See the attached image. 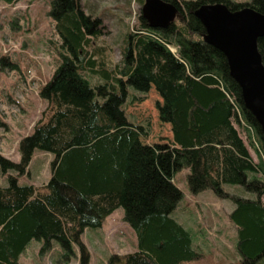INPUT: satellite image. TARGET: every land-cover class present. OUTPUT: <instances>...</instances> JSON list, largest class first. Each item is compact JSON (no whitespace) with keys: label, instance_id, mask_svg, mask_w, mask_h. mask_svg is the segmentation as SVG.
<instances>
[{"label":"trees","instance_id":"16d2710c","mask_svg":"<svg viewBox=\"0 0 264 264\" xmlns=\"http://www.w3.org/2000/svg\"><path fill=\"white\" fill-rule=\"evenodd\" d=\"M166 1L178 9L175 21L153 28L141 13L139 25L126 35L122 61L109 69L89 49L92 39L104 33L103 18L89 13L83 0H51L61 62L40 89L47 108L33 133L21 140L20 162L0 154L9 181L7 186L0 183V264H19L34 239L41 242L42 254L57 241L65 261L77 246L79 264H90L85 230L102 228L121 207L137 234L138 248L112 254L107 264L200 259L190 230L175 215L185 196L174 178L184 168L190 169L187 181L193 194L210 190L234 202L230 220L237 228L238 264H264V131L245 108L226 56L205 41L206 29L195 15L201 5L219 2L232 10L250 6L264 13V0ZM259 49L264 61V37ZM0 64L4 70L19 68L9 56ZM92 76L100 81L93 83ZM152 89L162 99L159 117L170 125L172 137L144 143L150 124L131 122L125 104L130 96L146 100ZM237 124L257 145L258 161ZM36 149L55 156L46 192L19 182ZM224 184L247 192H227Z\"/></svg>","mask_w":264,"mask_h":264},{"label":"rangeland","instance_id":"374dc122","mask_svg":"<svg viewBox=\"0 0 264 264\" xmlns=\"http://www.w3.org/2000/svg\"><path fill=\"white\" fill-rule=\"evenodd\" d=\"M231 1L247 3L252 0ZM83 2L89 13L103 18L105 26L104 33L92 39L89 49L97 60L113 69L122 61L126 35L139 25L145 0ZM51 7V0H20L14 5L0 3V59L9 56L19 65L18 69L10 71L4 70L0 64V154L14 162L21 160V140L33 133L47 108L40 89L51 79L61 62L62 41L49 14ZM91 79L93 83L100 81L97 76ZM131 94L141 96L134 90ZM161 100L152 89L146 100H134L130 96L125 104L131 122L150 124L151 135L142 138L144 143L162 141L171 136L170 127L164 125L159 117L157 105ZM236 126L253 159L258 161V147L251 144L249 132L239 124ZM54 158L53 153L36 149L28 172L19 177V182L33 184L40 192H46ZM189 172L188 168L182 169L174 181L185 193L182 208L187 207L194 212V217L198 215L200 229L208 234L209 252H202L200 259L180 264H238L240 255L234 242L237 229L230 220L234 202L221 199L210 190L193 194L187 181ZM0 183L3 186L9 183L8 175L3 174L1 167ZM223 187L230 193L242 195L247 192L239 185L224 184ZM124 216V208H118L105 220L102 228L85 230L82 238L91 253L90 264H107L112 254L124 255L137 250V234ZM41 247L40 241L32 240L21 255L19 264H79L77 246L70 261L64 260L63 250L57 241L48 253L42 254Z\"/></svg>","mask_w":264,"mask_h":264},{"label":"water","instance_id":"95a60500","mask_svg":"<svg viewBox=\"0 0 264 264\" xmlns=\"http://www.w3.org/2000/svg\"><path fill=\"white\" fill-rule=\"evenodd\" d=\"M177 15L176 5L166 0H145L142 7V16L153 28L168 27ZM195 15L206 29L205 41L226 56L245 108L264 131V61L259 49L264 13L250 6L232 10L219 2L201 5Z\"/></svg>","mask_w":264,"mask_h":264},{"label":"crops","instance_id":"0c3cea01","mask_svg":"<svg viewBox=\"0 0 264 264\" xmlns=\"http://www.w3.org/2000/svg\"><path fill=\"white\" fill-rule=\"evenodd\" d=\"M165 125L168 126V124H165ZM169 127H170V125H169ZM171 137H172V133H171V136L169 138H171ZM184 196H185V193H184ZM233 207L234 206H232V210H233ZM232 210H231V212H232ZM175 215H176V218L183 225H185V227L187 229L190 230L192 237H193L195 248L201 252H205V251L209 252L208 234L205 230L200 229V224L198 223L199 222L198 221L199 216L197 215L194 217V212H192L191 210H188L187 207L182 208L181 204L178 206ZM108 217H107V219H108ZM234 242H235V244L237 242V230H236V233L234 236ZM223 247L226 248L225 243L223 244Z\"/></svg>","mask_w":264,"mask_h":264},{"label":"built area","instance_id":"2783aa9c","mask_svg":"<svg viewBox=\"0 0 264 264\" xmlns=\"http://www.w3.org/2000/svg\"><path fill=\"white\" fill-rule=\"evenodd\" d=\"M171 49L174 51V52H176L177 51V49L176 48H174V47H171ZM241 120H242V118H241ZM242 124H244V121L242 120ZM251 129V128H250Z\"/></svg>","mask_w":264,"mask_h":264}]
</instances>
